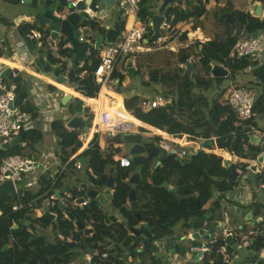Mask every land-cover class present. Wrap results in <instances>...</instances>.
Instances as JSON below:
<instances>
[{
	"label": "trees",
	"instance_id": "obj_1",
	"mask_svg": "<svg viewBox=\"0 0 264 264\" xmlns=\"http://www.w3.org/2000/svg\"><path fill=\"white\" fill-rule=\"evenodd\" d=\"M4 1L20 2V0ZM208 1L189 0L170 5L166 8V17L171 26L180 21L194 19L193 27L196 28V22L200 20L201 16L207 14ZM36 2L37 0H33L34 4ZM152 2L153 0H142L139 13L142 19L147 20L153 15L151 11ZM234 16L235 21L233 23H226L228 29H225L227 33L225 37L221 38L217 35L212 40L196 43L197 47H202L197 60L200 61V69L196 63L194 66L197 71L187 69V60L191 55L186 50H182L179 58L180 63L186 65L185 69L178 68L176 72L168 71L165 73H160L159 70L151 72L149 83H162L168 88L167 92L161 93L169 99L166 105L144 110L139 105L140 97L133 96L125 100V107L136 118L155 128L137 119L138 124L148 126L154 132H159V129L163 130L165 134H160L162 136H176L173 140L179 143L188 139L197 142L199 138H211L213 136L212 125H214L225 143L224 149L232 154L233 161L244 160L246 162H237L236 165L228 166L224 162L223 155L219 152V147L209 146L207 148L198 142V150L191 151L189 147H186L188 151L187 160L168 156L161 161L160 165L153 167L152 161L161 155V149L156 143H147L148 162L142 166V179L137 185L140 208L136 213L128 205V195L132 185L128 178L135 171L136 166L133 163L128 167L120 166L119 161L113 159L112 153L105 154L100 150L98 140L95 138L82 153V156L89 158L88 166L91 167L98 180L97 188L99 189L105 187L107 179L115 170L118 171L115 176L116 185L111 203L121 215V220L117 219L115 213L109 212L99 205H90V203L80 208L68 206L65 210H62L56 203L51 207L57 213L55 219L44 214L37 216L36 209L41 207L42 202L53 194L55 189L62 186L60 178L54 180L43 175L40 177L41 187L38 191L24 189L22 195L23 191L20 189L15 196L6 195L0 199V264H27L31 260H37V264H69L77 256L98 250L100 253L108 252L104 264H116L117 261L119 264H127L126 261L130 257L139 258L136 264H164L163 261L156 260L152 254V247L155 242L181 238V233L188 234L193 229V223L201 218L209 217L208 226H210V222L223 219L222 210L224 208L221 199L226 192L238 185V181L230 180L231 167L241 168L243 172H246L249 170V164L255 165L263 161L257 158L264 150L259 144L255 145L249 141L253 117L255 114H264V63L249 57L241 59L229 57L239 38L236 33L237 24L243 25V35H251L264 31V17H256L244 11H236ZM2 21L5 20L2 19ZM89 25L94 30H99L102 34L108 35L109 40L115 41L121 37L124 30V19L119 13L115 27L110 30L101 27L94 21H91ZM18 26L23 37L33 28L31 24L26 22H22ZM180 39L186 40V34H183ZM63 42L65 41L63 40L60 44V53L62 56H67L69 49L62 47ZM3 54L4 52L0 48V55ZM136 55H143V53ZM90 59L92 60L91 63L85 62L81 68L82 71L86 70L87 74L77 75L71 69L69 84L76 91L82 92L86 100L93 104L96 103L93 97H96L100 91V85L93 76V70L99 62L95 51L90 54ZM53 63H56V59L53 60ZM214 63L225 65L230 71L227 77L231 79H234L235 73L240 70L252 69L253 71L256 82H249L237 87L253 89V86L256 87L253 109L255 114L240 124L232 106L225 98L222 100L223 90L219 86L224 77L211 75V68ZM199 71L204 73L201 75ZM118 75L119 73L116 71L113 73L114 78ZM5 76L9 78L11 74L8 73ZM119 78L123 79L124 76L121 75ZM13 81L17 84L18 94L23 90L29 91L25 73H20ZM214 86H217L221 91L219 90L218 94L210 100L206 91H210ZM50 88L56 89L54 86H50ZM109 98L111 96L105 88L103 90V102L108 101ZM117 104L123 106L122 97L118 98ZM73 106L74 104H71L70 109L74 112ZM21 108L31 112L33 117L38 115V108L28 97ZM112 109H115L114 105ZM51 128L61 147V161L65 164L69 157L68 153L75 152L82 146L79 139L80 130L68 129L62 118L53 119ZM184 135H189V138ZM42 138L43 133L40 129L28 130L21 143L12 144L9 148L1 147L0 157L13 154L32 155L36 144ZM155 140L159 142L161 138L156 136ZM74 163L75 158L67 163V168L73 166ZM261 165H264V161ZM263 173L264 170L262 174L257 176L260 183H264ZM173 176L176 178L172 182ZM174 188L176 189L174 190ZM71 193L74 197H81L85 194L84 190H78L77 186L71 189ZM217 193H220L219 197H215ZM252 199L250 204L255 208L256 216L262 215L264 205L259 202L255 194ZM15 204L22 206L20 209L14 210L13 205ZM208 205H210L209 208H207ZM242 208L246 207L242 206ZM65 211L73 213L74 219H68L65 216ZM77 221L85 225L90 223L93 232L91 235L82 234L73 247L59 244L56 240L38 233L39 230L44 231L52 226L56 236L62 234L67 238L72 235L76 239L79 232L75 227ZM141 221L144 222V225L140 226L142 233L130 235L129 230L134 229ZM178 225V229L175 230ZM231 225L232 231L241 234H248L252 229L260 230L252 237L253 243L249 250H252L254 254L247 259L257 261V264H264V259L259 256L260 250L264 247V221L257 222L253 226L244 224L241 228H238L237 221L231 222ZM144 239L148 241V246L143 249ZM234 240L236 241V239ZM226 243V238L222 233H219L216 241L210 245V251L204 254L201 264H225L220 248ZM230 244H234L233 239ZM119 248L123 251L120 252ZM97 261L98 257L94 256L92 263L95 264Z\"/></svg>",
	"mask_w": 264,
	"mask_h": 264
},
{
	"label": "built area",
	"instance_id": "obj_2",
	"mask_svg": "<svg viewBox=\"0 0 264 264\" xmlns=\"http://www.w3.org/2000/svg\"><path fill=\"white\" fill-rule=\"evenodd\" d=\"M79 0H69V5L65 7V12H69L70 9H73L77 6ZM21 3H24L25 0H21ZM216 0H209L206 6L207 13L214 7ZM142 0H115L114 6L121 12L124 18V30L121 34V37L115 41H104L99 49L95 51L93 49V37H90V34L84 36L83 34L78 38V41L81 43H87L89 45L86 54H90L95 51L99 62L95 69L93 70V76L96 82L100 85L102 89L104 86H107L110 82L115 80L113 73L116 70L123 71L127 65L128 60L133 62L132 58L138 53H146L154 51L156 49H174L175 45H184V42L180 40L183 34H186V45L196 44L197 42L203 43L206 42V38L199 36L196 32L199 28H194V19L188 21H180L176 25H170L166 14L163 22L160 25V31L157 34V37L154 38V32L152 27L147 26L144 19L140 16V7ZM64 12V11H63ZM63 12H56L58 16H61ZM87 12L95 16V13H92L90 8L87 9ZM249 12L256 17L263 18L255 14L253 9H250ZM103 14H105L103 12ZM32 25L33 28L26 34L25 37H28L38 48L46 47L53 53L54 58L57 61V66L63 67L62 74L66 77V82H69V72L71 71V65L66 61L67 57L62 56L60 53V44L62 40L54 39L51 37L50 29L47 26H42L37 23L36 19L27 18L25 21ZM24 37V38H25ZM23 38V39H24ZM179 40V41H178ZM174 42V43H173ZM63 48L69 49V43L63 42ZM201 47V46H200ZM35 48V46H34ZM202 48V47H201ZM199 48V50L201 49ZM30 50V49H29ZM15 53V52H14ZM47 60V54L43 56ZM229 57L232 59L245 58L249 57L252 60L260 62L261 58L264 57V31H260L251 35H239L237 42L232 48ZM13 60L10 58L6 61H1V64L9 68L11 77L7 78L3 75L2 70H0V148L4 144H11L12 141L19 136L21 130H26L30 126L34 117L31 112H28L21 108V106H15V102L18 98L17 84L13 81L17 75L20 73L26 74H36L35 69L28 67L26 64L17 63L16 60L19 59L17 54L12 55ZM36 59L33 55L31 59L27 60L26 63L36 62ZM10 60V61H9ZM260 60V61H259ZM195 63L194 58L191 56L187 62ZM85 62V61H84ZM121 63L123 66H121ZM262 63V62H260ZM186 67V65H183ZM225 68H227L224 65ZM87 74V71L84 70L81 75ZM117 79V78H116ZM28 86L31 87L33 84L27 79ZM256 89L246 88V87H235L232 86L228 96L226 97L227 102L232 106L236 115L238 123H242L244 120L250 118L255 113L253 111L255 99H256ZM26 100V99H25ZM24 100V102H25ZM39 102L43 101V98H38ZM23 102V103H24ZM169 102L163 94L158 93L151 98H145L140 101V107L142 109L154 108L166 105ZM91 113L94 117V125L92 129L95 134L108 133L114 135L117 133H129L135 130H138V126L134 123L129 122L125 117L119 115V113L112 109L111 107L98 108L95 109L93 106H89ZM188 137L189 135H184ZM82 137V136H80ZM189 138V137H188ZM175 145H174V144ZM161 146L165 148L169 154L174 155L179 158L188 157V151L185 146L186 144H181L178 141L171 139V141H161ZM120 166L128 167L132 164V159L129 157H121L118 159ZM83 165L77 162V168H81ZM37 167V160L34 156L28 154H13L6 157H0V184L6 181H10L14 184L16 193L21 189L22 195L24 190L22 185L25 179L29 177L35 171ZM81 187L78 186V190ZM78 197H74L71 191L64 192L61 196L51 194L46 200L42 202L41 207L37 208L36 215L41 216L44 214L45 210H50L51 213L57 216V213L51 209V207L62 201L65 204V208L68 206L74 208H80L85 206L89 202L84 200L82 202L77 201ZM22 205L15 204L13 205L14 210H18ZM68 218V215L65 214ZM69 219V218H68ZM208 221L205 220L204 226H207ZM218 227L220 223L217 222ZM76 230H78L77 223H75ZM86 228H92V225L86 226ZM220 231L211 235L208 239H205L206 243H201L200 247L193 246L192 241L195 240L192 237V233H189L187 241H183V244L189 243L188 248H181L184 250V255L180 251H177L173 246H168V243L165 241H160L162 243V248L159 249L155 244L152 250L153 256L156 260L163 261L164 264H201L204 254L210 251V245L216 241V237L219 233H222L223 236L231 237L234 244L232 252L227 251V243L222 245L220 252L223 254L225 264H257V261L248 260V256H241L242 252L235 250V247H249L252 246L253 240L252 237L257 231L260 230H250L248 234H241L236 231H232L231 228L226 226L221 227ZM31 230V229H29ZM193 231V230H192ZM92 234V232L88 233ZM130 235L135 233L132 230H129ZM62 240L68 242H74L76 239L71 235L65 238L62 234H59ZM185 237V238H186ZM203 239V234H201ZM200 238V239H201ZM236 239V241L234 240ZM179 243V242H178ZM181 245V243H179ZM94 256L98 257L96 264H104V261L108 257V252L103 251L102 253L96 251L91 258ZM259 256L264 259V247L260 250ZM139 261V258L133 259L128 258L126 261L127 264L132 263L133 261ZM132 261V262H131ZM28 264V263H27ZM115 264V263H111ZM147 264V263H144Z\"/></svg>",
	"mask_w": 264,
	"mask_h": 264
},
{
	"label": "crops",
	"instance_id": "obj_3",
	"mask_svg": "<svg viewBox=\"0 0 264 264\" xmlns=\"http://www.w3.org/2000/svg\"><path fill=\"white\" fill-rule=\"evenodd\" d=\"M1 1H4V0H0V2ZM18 3H20L22 5H27V4H33L34 5L33 0H25L24 3H21V2H18ZM259 4H261L263 6L262 7V13L263 14L261 16L264 17V2H262L261 0H237V1L236 0L235 1L216 0V2H215V5H218V7L220 6V9H229L232 12H236V11L249 12L250 9H253L255 11ZM115 9H117V8L114 6V11L112 13L108 9L103 11L105 13V14H103L104 17H100L98 19L99 20L98 22H99L101 27L106 28L107 30H110V29L115 27L116 21L118 20L119 13L121 14L120 11L116 12ZM110 15L113 16L112 17L113 20L111 22H108V21H106V18L109 17ZM20 16H26L27 18H29V17L33 18L34 17V15H30V14H28V12H23V13L15 14L14 17L10 21H8V22L14 24L15 29L10 31V33L7 34V37L10 40V43H9L7 38L0 37V48L4 52L3 55H0V60L1 61H6L8 58H10V60L12 61L13 60L12 55L13 54H17L19 56V59L16 60L17 63H20V64L24 63V64L28 65V67L35 69V72L37 73V75L36 74H32V73L31 74L30 73L29 74L25 73V76H26V79H28L33 84L31 87H29V96H28V98H29V100L32 101L34 106H36L38 108V115L36 117H34L33 121L30 124V126L27 127L25 131L28 133V130H31L33 128H38L43 133L42 140L39 141L36 144V146H35L36 148L34 149V153L32 154V156H34L36 158V160H37V167H36L35 171L33 172V174H31L29 177H27L24 180L25 182L22 184V189L23 190L24 189H29V190H33V191H38L39 188L41 187V185H40V177H42L43 175L47 176L48 178H53L54 180L57 179V178H60V181L62 182V186L60 188H57V189L62 190V188L66 187L67 185H72V187H74V185H73L74 182H73L72 179L75 178L74 174L77 171L82 170V169H85V170L89 169L93 173L91 167L88 166L89 164H87L85 166H82L81 168H77V162L80 163V159L83 158V157H86V156H82V153L85 151L86 148H88L90 146V143L95 138L98 140V143H99V146H100V150L103 153H105V154H107V153L111 154L112 153L113 154V159H115L116 161H118V159L123 157V156L129 157V158L132 159V156H131V154L129 152V150L131 148V144H129V143L128 144H122V143L114 140L112 138L113 135H110V134H108L106 132L100 133V134H95L94 133V131L92 129V126L94 125V117L95 116L91 113V111L89 109L87 113L82 112L81 114H78V115L84 117V120H85L86 124H85L84 127L78 129V130H80L79 139L82 142V146L77 151L72 152V153L71 152L68 153L69 157H68L67 163L70 160L74 159V158H75V163L73 164V166L68 167V168L66 166L67 163H65V164L62 163V161H61V148L59 150L56 149V145H59V142H58L57 137L55 136V133H54L53 129L51 128V122L55 118H62L65 121V126L68 129L73 130V129H71L68 126V122L76 114L75 111L73 112L70 109V107H68L69 105L72 104L71 103L72 100L69 101L67 103V105L65 104L66 106H63L64 104H62V98H63L65 93L72 94L71 91L72 90L76 91V89L73 86H70L69 82H66L65 84H61V83L57 82V77L55 76V74H54L55 77H52V76L44 73L43 66L40 63H38V58L41 57V56L43 57L46 54L48 56V54L52 53L53 51L51 52L47 48L48 51L47 52H43L45 50V48H43V47H39L38 48L33 43L35 48L39 49L40 56L38 57V56H36L33 53V50L35 48L33 50L30 49V46L26 43L25 38L22 36L21 31L19 30L18 24L15 23V19L17 17H20ZM204 16L205 15L201 16L200 19L202 20V18ZM103 18H104V21H103ZM1 19H5V18L2 17ZM145 22H146L147 26L152 27L151 23L148 21V19L145 20ZM194 23H195V21H194ZM201 26L198 25V26H196V28H199L198 32L200 33V35L202 37H203V35L205 36L206 41L212 40V39H214L217 36V34H216L217 30L216 31L213 30L214 32H212L210 27L209 28L203 27V29H202ZM242 33H243V31H242ZM82 34L84 36L87 35L85 33H82ZM103 35L105 36V38H107V36H108V35H105L104 33H103ZM89 36L93 37V34L89 35ZM22 38H24V39L22 40ZM59 39L62 40V41L65 40V38H63L62 36H60ZM93 41H94V37H93ZM108 41H111V40H108ZM181 41L184 42V44L186 45V40H181ZM94 43H95V41H94ZM94 43H93V45H94ZM199 48H201V47H199ZM69 54H70V49H69ZM69 54L67 56H69ZM32 55L35 58H37L36 62L34 61L33 63H26L27 60L31 59ZM52 55H53V53H52ZM5 58H7V59H5ZM136 58H137L136 56H134V59L132 58L133 62H130V60H128L127 65H125L126 67L124 68L123 71L116 70V72L119 73L118 77H116L117 79L115 78V80L110 82L107 86H104L103 90L106 88L107 93L111 96V98H109L108 101L103 102V99H102L103 90L101 88H100V91H99L98 95L96 97H93L96 100V103H93V104L89 103L86 100L85 97L74 96V94H72V95L75 98L76 97L77 98H81L83 100V102H84V106H87L88 108H90L89 106L91 105L95 109H98V108H101V107L102 108H106V107L113 108L114 101L116 102L119 97H122L123 106L117 104L115 107H120L121 106L123 108L125 114H127L129 116L128 121L131 122V123H134V124H136L138 126L139 129L133 131V133L141 132L147 138L148 137L159 136L161 138V140L159 142H156V144H158L159 148H163L161 146V144H160L162 140L171 141V139L176 138V136H168V135H166V136L163 135L162 136L160 134H165V133H164L163 130H160V129H159V132H154L150 128V127H153V126H151V125L139 120L138 118H136L125 107V100L127 98H130V97H133V96H139L140 97V101H141L142 99L151 98V97L156 95V94H152L151 95V94H147V93L142 92V89H140V87H137L136 83L135 82L133 83L130 80V77L128 76V68H130L132 66H135V69L138 70V68L136 67V64H137L136 63ZM54 59L55 58L53 56V60ZM53 60L50 61V63L55 68H58L59 66L56 65L57 61H56V63H53ZM260 60H259L260 62L264 63V57H262ZM91 61L92 60L90 59V56H89V60L85 61V62L91 63ZM46 62L48 63V59L46 60ZM85 62H77V67L80 68V72H82V73H83V71L81 70V68L85 64ZM129 64H131L130 67H129ZM213 65L214 64H212V66ZM121 66H123L122 63H121ZM6 68L7 67L5 65L1 64V62H0V70H2V73L4 72V70ZM239 73L240 74L251 73L252 74V78L247 80V82H245V81L239 82V81H236L235 78L231 79V81H232L231 85L232 86H234V84H233L234 82H236L235 83L236 84L235 87H237L238 85H241V84L245 85V84H247L249 82H256V79H255V76L253 75L252 69L240 70ZM239 73H237V74H239ZM229 74H230V71H229ZM79 75H81V73ZM121 75L124 76L123 79L119 78ZM148 79L149 78H147V75H146V81ZM144 84H146V83L144 82ZM50 86H54L56 89L52 90L50 88ZM62 86H66L67 88L64 89ZM226 97H224V98L226 99ZM38 98H43V101L39 102ZM103 105H105V106L103 107ZM137 119L139 121H141L142 123L150 126V127L138 124ZM252 122H253V126H252L251 135H250L251 137H250L249 141H250V143L255 144V145L259 144L264 149V114H255V116L252 119ZM153 128H155V127H153ZM80 136H82V137H80ZM147 138L144 139L145 145L147 143H149ZM202 140L203 139L199 138L197 142L201 143ZM188 141H191V140L188 139V140H185L184 142H188ZM212 146L214 148L218 147L217 145H212ZM185 147H189L190 150H191V147H193V146L187 145ZM208 147L209 146H207V148ZM123 148H125L127 150L126 153L123 151ZM163 149H165V148H163ZM198 149L199 148H195L194 147V151L198 150ZM210 149H212V148H210ZM206 152H211V151H206ZM167 153H168V151H167ZM145 154L148 157L147 151H146ZM168 156H171V154L168 153ZM165 158H163V159H165ZM241 158L242 159H247V158H243V157H241ZM260 158H261V160L264 161V150L259 154V157L257 159L260 160ZM163 159H162V150H161V155L159 157L155 158L152 161V166L156 167V162H158L159 160H160V163H159V165H160L161 161ZM180 159H183V158H180ZM257 159H253V160H257ZM228 161H230V162H227L226 159L224 158V162L228 166L232 165V164L236 165L237 162H246L244 160H238V161L228 160ZM263 161L259 162L256 171L248 167L249 170H251L253 172V175H254L251 178H248L247 174H246V172L249 171V170H247L246 172H243L241 168H236V170L239 172V176L236 179V181H238V185L235 188H233L232 190L226 192V194H224V197H222V199H221V203H222V206L224 208V210H222L223 219L214 221V222H219L220 223V227H218V231H220V229H222L221 227H223V224L227 228H230V227L232 228L231 222H233V221L234 222L237 221L238 228H241L242 225H244V224H248V225L253 226L257 222L264 221V213L262 215H260V216H256L255 208H253L252 205L250 204L252 202V200H253L252 197L255 194L256 197H258L259 202L264 205V192L262 191V187L264 186V183H260V181H259V179L257 177L259 174H262V171L264 170V165H261V163ZM147 162H148V160H147ZM143 165L136 166V169H135V171H133V173L136 172V171H140V173H142V166ZM62 172H63V175L61 176ZM115 172H116V174L114 175ZM133 173H131L130 176ZM117 174H118V171L115 170L111 176H114V179H115V176ZM130 176H129V178H130ZM175 178H176V176H173L171 181L173 182V180H175ZM141 179H142V175H141ZM82 181L89 183V179H87V181H84V180H82ZM76 186L78 187L79 185L77 184ZM114 187L112 189L108 190V194L111 196V199H112V194H113V191H114ZM131 187H132V185H131ZM57 189H55L53 194H55ZM175 189L176 188H174V190ZM100 190H106V187H104L103 189H100ZM130 190H131V188H130ZM63 193L64 192L61 191V195ZM138 193H139V191H138ZM219 194L220 193H217L215 195V197H219ZM83 196L86 197V200L90 201V199L87 197L86 194H84ZM128 197H129V195H128ZM138 203L140 205L139 200H138ZM110 204H111V200H110V202L107 205H103L101 203H98L97 205L104 207L109 212H112L110 210V208H109ZM128 205H129V207L131 209H133L131 207V204L129 203V201H128ZM242 206H245L246 208H242ZM209 207H210V205L207 206V208H209ZM138 210H134V211L137 213ZM249 211H253V216H252L251 219H247L246 218V215H247V213ZM0 213H1V211H0ZM113 213H115L117 219L120 221L121 220V215L118 214V212L116 210ZM36 214H38L37 213V209H36ZM65 214H66V211H65ZM253 219L256 220L255 223L252 222ZM206 220L208 221V218H206ZM208 223H209V221H208ZM212 223L213 222H210V226H211ZM88 225H90V223H88L86 225L84 224L85 228ZM142 225H144L143 221H141L139 223V225H136V227H135V229L140 230V234L142 233L141 229H140V226H142ZM210 226H208V224H207V226H204L205 230L208 231ZM178 227H179V225H178ZM178 227H176L175 230H177ZM34 228L35 227L33 226V229ZM49 229L53 230V227L50 226L49 228H47L44 231H48ZM87 229L90 230L89 233L93 232V227L92 228H87ZM78 230H79V228H78ZM192 232L193 231L191 230L189 233H192ZM181 234H182L181 238H179V239L171 238V239L167 240L166 242L168 243L170 240H172V241H174V243H178V242L181 243V245L178 243L180 245V248H187V247L183 246V242L181 241V239L184 238V243H185V241H187V237L186 236L188 234L187 233H181ZM213 234H215V233H212L211 235H213ZM84 235H91V234H84ZM134 235H136V234H134ZM47 236L50 237L49 235H47ZM57 237H58V235L56 236L55 235V231H54V236L50 237V239L56 240ZM203 239H206L205 236H204ZM142 248L144 249L143 246H142ZM249 248H250V246H249ZM249 248H247V249H249ZM94 253H95V251H91V252H88V253H84V254H82L80 256H77L76 259H74L69 264H93L91 256H93ZM245 256L249 257L250 255L246 254ZM137 262L138 261L135 260V261H133L132 263H129V264H136Z\"/></svg>",
	"mask_w": 264,
	"mask_h": 264
},
{
	"label": "water",
	"instance_id": "obj_4",
	"mask_svg": "<svg viewBox=\"0 0 264 264\" xmlns=\"http://www.w3.org/2000/svg\"><path fill=\"white\" fill-rule=\"evenodd\" d=\"M56 0H37L35 4L37 5H45L47 8L44 12L34 15V18L36 19L37 23L47 26L48 29H50L51 37L54 39H58L60 36L65 38V42L69 43V49L70 54L67 56L68 59H70L73 62V66H71V69L79 75L80 68L77 67V62H84L89 60V56L86 54L89 45L86 43H81L78 41V38L82 35V33L85 34H93L94 37V45L93 49L97 51L101 44L104 41H108V38H105V36L99 31L94 30L89 23L91 21L97 22L99 24V13L103 14V11L108 9L111 13L114 11V1L115 0H79L77 3V6L73 9H70L69 12H65V7L69 5V0H59L61 2V5L58 8H49ZM189 0H164L163 1V8H167L170 5L178 4L179 2H187ZM262 5L259 4L255 10V14L258 16H261L262 13ZM90 8L92 13H95V16L93 17L92 14L87 12V9ZM166 10V9H165ZM64 11V12H63ZM163 11V10H162ZM161 11V12H162ZM56 12H63L61 16H58ZM160 14H154L150 18H148V21L151 23L152 30L154 32V35H157L160 31V25L163 22L165 16L163 13ZM27 19L26 16H20L15 19V23L18 25L22 22H25ZM227 20L230 23H233L235 21V16L230 15ZM100 25V24H99ZM244 27L241 24H237V35H241ZM26 43L30 46V49H34L33 42L28 38L25 37ZM48 63L46 62V59L44 57L38 58V63H40L43 66V69L45 71H50L54 68V66L50 63V61L53 60L52 53H49L47 56ZM131 64H129V67ZM187 69L197 71L193 63L187 62ZM63 67L55 68L54 74L57 77V82L61 84L66 83V77L64 74H62ZM9 72V68L7 67L3 75H6ZM211 75L214 77H227L229 75V70L224 67L223 64L220 63H214V65L211 68ZM82 93V92H81ZM29 91L23 90L18 94V98L15 102V106H22L24 100L28 97ZM75 97L72 94L65 93L62 98V104H67L69 101L73 100ZM77 102L74 104L73 108L76 112V114L71 118V120L68 122V126L71 129H80L85 126L86 122L84 120L83 116H80L78 114H81L82 112L87 113L89 108L87 106H84V102L81 98H76ZM213 130V136L211 138L203 139L201 144L205 147L217 145L220 148H225V143L222 141L221 137L219 136V133L214 125H212ZM27 132L25 130H21L19 136H17L11 144H4L2 148H9L12 144L21 143L23 141V138L26 136ZM112 138L122 144H131V148L129 150L131 156H132V163L135 166L143 165L147 162L148 157L145 154L146 153V145L144 143V139L147 138L143 133L141 132H129V133H117L112 136ZM162 150V159L168 156V153L165 149L160 148ZM191 150L194 151V147H191ZM173 156V155H171ZM175 157V156H173ZM188 157L183 158L182 160H187ZM261 159V158H260ZM80 163L85 166L89 164V159L86 157H83L80 159ZM160 163V160L156 162V166H158ZM249 168L253 170H257L256 165H249ZM89 178L88 182H80L78 185L81 187V189L84 190L87 197L90 199V205H97L98 203H101L103 205H107L110 200L111 196L108 194V190L112 189L115 186V179L114 176H110L105 184L106 190H100L97 188L98 186V180L95 177V175L89 170L86 169L85 173ZM116 172L114 173V175ZM239 176V172L236 170L234 166L231 167V175L230 180L236 181L237 177ZM128 181L132 184L131 190L129 192L128 201L131 204V207L134 210H138L140 205L138 203V189L137 184L141 181V173L140 171L134 172ZM72 185H67L66 187L62 188V190L57 189L55 194L57 196L61 195L62 192L71 191ZM262 191L264 192V186L262 187ZM16 190L15 186L12 182L6 181L0 184V199L6 195L15 196ZM86 200L85 196H81L78 198L77 201L82 202ZM59 206L62 210L66 209L65 204L62 201H59ZM109 208L112 212L115 211V208L113 207L112 203L109 205ZM66 214L70 219H74L73 213L66 211ZM119 214V212H118ZM117 214V215H118ZM45 216L50 217L51 219H55V214L51 213L50 210L46 209L44 212ZM253 216V211H249L246 215L247 219H251ZM206 218H201L200 220H197L193 223V234L192 237L195 239L192 241L193 246L200 247L201 242V234H203V237L205 236L206 239H208L212 233L218 232V224L217 222H213L206 232L204 228ZM256 220H252L253 223H255ZM77 226L79 228V232L77 235V238L74 242H68L63 241L60 236L57 237L56 242L59 244H65L70 247H73L76 245L77 240L79 237L84 233L88 234L90 230L85 228L84 224L82 222L77 221ZM224 226V224H223ZM132 231L136 234H140V230L132 229ZM232 238L226 237L227 242V251L230 253L233 250V246L230 244ZM181 241H184V238L181 239ZM148 246V241L143 240V247L146 248ZM168 246H173L177 251H180L182 255H184V250L180 248V245L178 243H174V241L170 240L168 242ZM117 247V245H116ZM249 248V247H247ZM154 248H152L153 250ZM119 251L122 252L123 250L119 248ZM28 264H37V260H31ZM116 264H119L117 261Z\"/></svg>",
	"mask_w": 264,
	"mask_h": 264
},
{
	"label": "rangeland",
	"instance_id": "obj_5",
	"mask_svg": "<svg viewBox=\"0 0 264 264\" xmlns=\"http://www.w3.org/2000/svg\"><path fill=\"white\" fill-rule=\"evenodd\" d=\"M163 1L164 0H153V2L151 3V11L154 14H160L161 13H165V9L163 8ZM225 1H235V0H225ZM237 1V0H236ZM61 5V2L59 0H56L51 6H49V8H58ZM47 8V6L45 5H37V4H27V5H22L20 3H11V2H7V1H1L0 2V17L5 18L4 22L2 21V19L0 20V37H5L8 39L7 34L10 33V31L14 30V24L10 23L8 21H10L15 14L17 13H23V12H28V14L30 15H36L39 13H42L45 11V9ZM116 12H118V9H115ZM230 15H234V12L230 11L229 9H220V6L218 7V5H214V7L207 13L205 14V16L202 18V20L200 19L198 22H196V26L197 25H202V29L203 27H207V28H211V31L214 32L213 30H217V35L221 36V38L225 37L227 35V33L224 31L225 29H228V27L226 26V23L228 24L229 21L227 20V18H229ZM100 17H104L103 14L99 13ZM99 17V18H100ZM113 16H109L106 18V21L111 22L113 20L112 18ZM104 21V18H103ZM204 36V35H203ZM205 37V36H204ZM23 40V38H22ZM9 43L10 40L8 39ZM179 41V40H178ZM174 43V42H173ZM175 47H173L174 49H157L154 51H150L149 53H143V55H136V67L138 68V72L135 69V66H132L130 68H128V76L130 77V80L134 83H136L137 87H140V89H142V92L147 93V94H158V93H165L168 91L167 86H165L164 84H158V83H149L150 80V74L151 72H153L154 70H159L160 73H165V72H176L178 68H184L185 66H183V63H180V52L182 50H186L187 53H189L195 60V63L197 64V67L200 69L201 68V64L200 61H197L199 56H200V50L199 47H197L196 44H191L189 47H187L185 44L184 45H175V43L173 44ZM45 48V50L43 52H47V48ZM187 48V49H186ZM33 53L36 56H40V51L38 48H35L33 50ZM189 56V58L191 57ZM188 58V59H189ZM67 63L71 66H73V62L70 59H66ZM141 67H139L140 65ZM44 70V69H43ZM54 70L55 67L50 70V71H45V74H48L52 77L54 76ZM200 72V71H199ZM201 75L204 72H200ZM239 73V72H237ZM235 73V80L236 81H245L247 82V80L252 78V74L251 73H243V74H237ZM146 75L147 78H149L146 81ZM205 75V74H204ZM234 81V80H233ZM144 82L146 84H144ZM236 82H234V86ZM232 81L230 77H224V79L222 80L219 88L221 90H223V97L222 100H224V97L228 96L230 89H232ZM242 85V84H241ZM64 89H66V86H62ZM254 89H256L255 86H253ZM217 86H214V88H212L210 91H206V94L208 95V98L210 100L213 99V97H215L218 94V91L220 90ZM220 90V91H221ZM77 102V99L74 98L72 100V104H75ZM207 103V102H206ZM208 104V103H207ZM67 105V104H66ZM63 105V106H66ZM70 107V105L68 106ZM149 143H156L155 137H148L147 138ZM61 147L59 145H56V149H60ZM123 151L126 153L127 150L125 148H123ZM205 151V150H204ZM227 162H230L228 160H226ZM86 170L82 169L77 171L74 174V186H76L78 183V181L80 180L81 182L87 181L88 176L85 174ZM247 177L251 178L253 175V172L251 170L246 172ZM22 184H19V186H21ZM208 217V216H207ZM209 218V217H208ZM178 227V226H176ZM175 227V228H176ZM194 231V229H192ZM207 232V231H206ZM39 234H43V235H49L50 237L54 236V231L51 229H49L48 231H38ZM49 237V238H50ZM201 243H206L205 239H200L198 240ZM162 243L160 241L156 242V246L161 249L162 247ZM183 246L185 247H189V243L183 244ZM235 250L242 252L241 256H245L246 254L248 255H253L254 252L252 250H249L247 248H239V247H235ZM91 263V262H90Z\"/></svg>",
	"mask_w": 264,
	"mask_h": 264
},
{
	"label": "bare ground",
	"instance_id": "obj_6",
	"mask_svg": "<svg viewBox=\"0 0 264 264\" xmlns=\"http://www.w3.org/2000/svg\"><path fill=\"white\" fill-rule=\"evenodd\" d=\"M196 33H197L199 36H201L200 33L198 32V30H197ZM201 37H202V36H201ZM103 88H104V87H103ZM68 90H69V89H68ZM68 90H67V91H68ZM71 93L74 94V96L84 97V94H83V93L78 92V91H75V90H72ZM76 98H77V97H76ZM113 105L116 106V105H117V101H116V102L114 101ZM115 110L119 113V115H122V116L125 117L127 120L129 119V116H128L127 114H125V112H124V110H123V108H122L121 106H120V107H115ZM181 144L190 145V146H193V147H195V148H198V146H199L198 142H196V141L182 142ZM219 152L223 155V157H224L226 160H231V161H233V156H232L231 153L227 152L226 150H224L223 148H220V147H219ZM255 165L258 166V164H255Z\"/></svg>",
	"mask_w": 264,
	"mask_h": 264
},
{
	"label": "clouds",
	"instance_id": "obj_7",
	"mask_svg": "<svg viewBox=\"0 0 264 264\" xmlns=\"http://www.w3.org/2000/svg\"><path fill=\"white\" fill-rule=\"evenodd\" d=\"M78 198H79V197H78ZM87 201L90 203V201H89V200H87ZM89 203H88V204H89ZM95 264H96V263H95Z\"/></svg>",
	"mask_w": 264,
	"mask_h": 264
}]
</instances>
